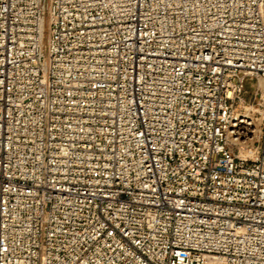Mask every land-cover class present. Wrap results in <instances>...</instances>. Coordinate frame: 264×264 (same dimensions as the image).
I'll list each match as a JSON object with an SVG mask.
<instances>
[{
    "label": "built area",
    "instance_id": "1",
    "mask_svg": "<svg viewBox=\"0 0 264 264\" xmlns=\"http://www.w3.org/2000/svg\"><path fill=\"white\" fill-rule=\"evenodd\" d=\"M0 264H264V0H0Z\"/></svg>",
    "mask_w": 264,
    "mask_h": 264
},
{
    "label": "rangeland",
    "instance_id": "2",
    "mask_svg": "<svg viewBox=\"0 0 264 264\" xmlns=\"http://www.w3.org/2000/svg\"><path fill=\"white\" fill-rule=\"evenodd\" d=\"M252 96H254V91L250 90V92L247 94V97H252Z\"/></svg>",
    "mask_w": 264,
    "mask_h": 264
}]
</instances>
